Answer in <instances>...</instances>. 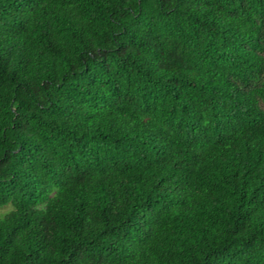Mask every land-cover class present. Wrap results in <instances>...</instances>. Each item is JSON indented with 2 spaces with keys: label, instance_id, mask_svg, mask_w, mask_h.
<instances>
[{
  "label": "trees",
  "instance_id": "1",
  "mask_svg": "<svg viewBox=\"0 0 264 264\" xmlns=\"http://www.w3.org/2000/svg\"><path fill=\"white\" fill-rule=\"evenodd\" d=\"M0 264H264V0H0Z\"/></svg>",
  "mask_w": 264,
  "mask_h": 264
},
{
  "label": "rangeland",
  "instance_id": "2",
  "mask_svg": "<svg viewBox=\"0 0 264 264\" xmlns=\"http://www.w3.org/2000/svg\"><path fill=\"white\" fill-rule=\"evenodd\" d=\"M13 208L11 202L0 205V217H3L7 212Z\"/></svg>",
  "mask_w": 264,
  "mask_h": 264
}]
</instances>
